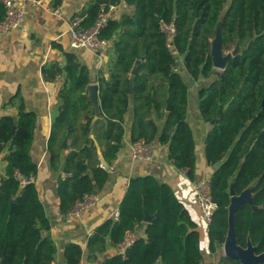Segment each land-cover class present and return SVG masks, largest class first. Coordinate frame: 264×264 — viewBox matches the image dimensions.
I'll return each instance as SVG.
<instances>
[{
    "label": "trees",
    "instance_id": "16d2710c",
    "mask_svg": "<svg viewBox=\"0 0 264 264\" xmlns=\"http://www.w3.org/2000/svg\"><path fill=\"white\" fill-rule=\"evenodd\" d=\"M121 1L134 12L119 20L111 18L101 32V38L113 42L115 59L108 75L100 77L99 113L88 95L90 72L74 54L67 55L64 68L43 71L53 78L65 74L67 81L48 140L53 168L68 174L58 179L62 214L106 184L109 168L123 147L122 124L130 109L131 141L143 138L167 145L168 158L195 180L196 142L187 120L190 84L177 71V59L166 47L159 25L161 20L174 21L176 50L186 73L191 80H207L198 90V100L202 119L212 126L205 139V160L215 167L210 186L217 209L208 229L209 252L216 253L225 242L230 184L236 177V194L254 183L252 203L243 202L236 211L237 243L245 248L251 240L256 253H263L264 0H94L84 12L83 25L94 23L102 4ZM4 14L0 6V21ZM219 22L223 50L230 51L237 39L244 50L215 75L211 47ZM36 120L34 112L23 108L17 118L7 115L0 120V157L6 162L0 173V264H51L57 253L46 234L51 222L35 183L39 166L31 148ZM159 121L164 122L161 130ZM97 145L109 168L102 166ZM19 176H33L34 181L24 184ZM144 209L155 216L149 224L144 222ZM137 224L145 226V236L127 249L125 257L117 253L100 264H206L197 223L172 187L153 175L131 179L119 217L105 221L90 237L87 260L97 261L108 241L118 247ZM83 253L81 244L68 243L66 264H80ZM219 262L241 264L224 255Z\"/></svg>",
    "mask_w": 264,
    "mask_h": 264
},
{
    "label": "crops",
    "instance_id": "0c3cea01",
    "mask_svg": "<svg viewBox=\"0 0 264 264\" xmlns=\"http://www.w3.org/2000/svg\"><path fill=\"white\" fill-rule=\"evenodd\" d=\"M93 1L42 0L40 5L25 6L19 25L0 35V120L7 115L17 118L20 108L34 112L37 116L31 155L39 166L35 183L51 222V228L46 234L51 236L57 247V253L51 264H66L64 249L71 242H77L83 247L84 253L80 264H100L106 258L120 253L119 248L113 247L108 241L106 252L100 254L97 261L89 262L87 244L96 230L105 221L114 218L116 212H119L131 179L144 175H153L159 181L166 182L172 187L178 199L185 205L198 225L204 263L218 262L224 255L223 247L216 253L209 252V228L201 216L194 197L196 185L204 179H210L215 169V167H210L205 160V139L212 126L202 119L199 104L196 107V102H194L191 109L193 97L190 95L191 89L188 96L187 120L191 125L196 142L197 167L194 181L188 177L185 169L178 168L168 158L167 145H162L158 141L154 142L156 147L154 159L140 161L132 159V141L129 133L132 109H130L122 124L123 147L109 168L106 184L103 188L95 189L93 193L96 205L86 209L81 217L61 212L58 179L59 177L65 178L68 174L53 168L48 155V140L61 101L59 95L62 88L67 85V81L65 74L53 78L51 75L45 76L43 71L51 68L54 70V67L64 68L67 55L74 54L80 64L88 68L91 84L98 86V95H100V77L108 75L115 59L113 42L107 41L106 45L94 54L84 48H73L68 32L70 20L75 15L83 14L82 16L85 17L84 12ZM21 4L25 3L21 2ZM133 12L132 6L121 1L116 4L112 18L119 20L124 15ZM179 60L183 65L181 73H185L186 76L183 57H179L177 62ZM177 67L181 68L179 63ZM186 80L192 83L201 82V79L197 81L189 79L188 75ZM163 123V121L158 122L160 130ZM99 155H102V151ZM5 166L6 162L0 157V173L4 171ZM142 229L145 235V226L142 225Z\"/></svg>",
    "mask_w": 264,
    "mask_h": 264
},
{
    "label": "built area",
    "instance_id": "2783aa9c",
    "mask_svg": "<svg viewBox=\"0 0 264 264\" xmlns=\"http://www.w3.org/2000/svg\"><path fill=\"white\" fill-rule=\"evenodd\" d=\"M24 2L25 4H21ZM42 0H0V6L5 9L4 18L0 21V35L16 28L21 22L25 6L40 5ZM116 10V4H102L94 23L85 27L84 16L75 15L69 22L68 32L70 35V44L73 48H84L91 53H98V51L107 43V40L101 38V32L107 26L108 21L112 18ZM160 31L164 35L165 44L168 50L176 57L178 55L176 50V36L177 27L174 21L166 22L161 20ZM156 155V147L154 143L146 142L143 138L131 142V157L134 161L151 160ZM22 183H29L34 181V177L23 178ZM194 197L196 205L201 213L203 220L209 228L212 222L214 213L217 209L216 203L211 197L210 179L200 181L194 190ZM96 205V200L91 194H86L83 199L77 200L73 209L68 213L70 216L81 217L84 211ZM119 217V212L114 214V219ZM142 224H137L135 229L128 231L124 240L118 245L120 253L125 257V253L129 247L140 237H143ZM145 236V235H144ZM215 264H223L222 262H215Z\"/></svg>",
    "mask_w": 264,
    "mask_h": 264
},
{
    "label": "water",
    "instance_id": "95a60500",
    "mask_svg": "<svg viewBox=\"0 0 264 264\" xmlns=\"http://www.w3.org/2000/svg\"><path fill=\"white\" fill-rule=\"evenodd\" d=\"M222 23L219 22L216 28L215 37L212 41L211 47V55L213 60V66L215 68V75H219L220 71L224 70L228 61L240 54L244 47L240 45L239 39H237L236 45L227 53L223 50V37H222V30H221ZM138 64L132 70V77L129 81V90L130 93H133L134 89V81H135V74L137 72ZM88 95L91 99L93 106L97 113L100 111L99 105V95H98V86L95 84H90L88 86ZM170 104L168 102L167 110L170 109ZM64 147H67V140H64L63 143ZM97 150L99 154H101V149L97 146ZM101 162L104 168H109L104 157L101 155ZM236 177H234L230 184V196H231V203L229 206V213H228V231L225 242L223 244V251L224 256L238 260L241 264H258L260 262H264V252L261 254L256 253V247L253 246L251 240H248L247 247H242L237 243L236 233H235V216L238 207L243 202L252 203L253 201V188L254 183H252L247 189H245L241 194H236L234 189ZM14 206V205H13ZM145 218L144 222L147 224L151 223L155 216L150 215L146 209H144ZM65 264V263H63Z\"/></svg>",
    "mask_w": 264,
    "mask_h": 264
},
{
    "label": "rangeland",
    "instance_id": "374dc122",
    "mask_svg": "<svg viewBox=\"0 0 264 264\" xmlns=\"http://www.w3.org/2000/svg\"><path fill=\"white\" fill-rule=\"evenodd\" d=\"M226 53L228 52V51H225ZM176 59H179V58H176ZM179 64H180V67L181 68H178L177 67V71L178 72H182V67H183V65H182V61L181 60H179V62H178ZM185 73H183L182 75H184ZM187 74V73H186ZM188 75V74H187ZM187 75L185 76L184 75V78L185 79H187ZM189 77V76H188ZM189 79H190V77H189ZM193 80V79H192ZM206 82H207V80H204L203 82H189V84H190V89H191V93H190V95L191 96H193L192 97V99H191V109L193 108V103L194 102H196V107H198V104H199V100H198V90H199V88H201V85H203V84H206ZM223 249V248H222ZM224 252V251H223Z\"/></svg>",
    "mask_w": 264,
    "mask_h": 264
}]
</instances>
